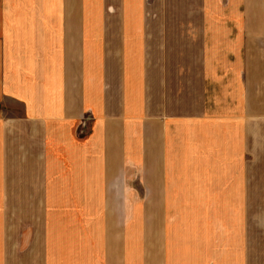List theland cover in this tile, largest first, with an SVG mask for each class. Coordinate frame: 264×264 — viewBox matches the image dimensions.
I'll list each match as a JSON object with an SVG mask.
<instances>
[{
    "label": "crops",
    "instance_id": "obj_1",
    "mask_svg": "<svg viewBox=\"0 0 264 264\" xmlns=\"http://www.w3.org/2000/svg\"><path fill=\"white\" fill-rule=\"evenodd\" d=\"M0 264H264V0H0Z\"/></svg>",
    "mask_w": 264,
    "mask_h": 264
}]
</instances>
